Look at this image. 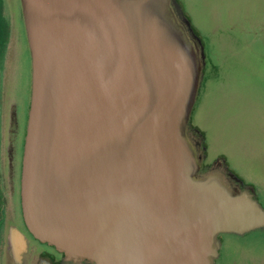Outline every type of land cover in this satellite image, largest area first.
Segmentation results:
<instances>
[{
    "label": "water",
    "instance_id": "water-1",
    "mask_svg": "<svg viewBox=\"0 0 264 264\" xmlns=\"http://www.w3.org/2000/svg\"><path fill=\"white\" fill-rule=\"evenodd\" d=\"M32 58L21 203L29 232L95 264H211L264 224L196 179L186 131L203 63L170 0H21ZM10 246L24 245L18 229Z\"/></svg>",
    "mask_w": 264,
    "mask_h": 264
},
{
    "label": "rangeland",
    "instance_id": "rangeland-1",
    "mask_svg": "<svg viewBox=\"0 0 264 264\" xmlns=\"http://www.w3.org/2000/svg\"><path fill=\"white\" fill-rule=\"evenodd\" d=\"M203 63L187 128L202 144L204 169L219 163L242 183H264V0H173ZM11 30L0 60V166L16 107L21 138L31 103L32 58L21 0H0ZM1 15V20L4 19ZM222 235V264H245L258 239Z\"/></svg>",
    "mask_w": 264,
    "mask_h": 264
},
{
    "label": "flooded vegetation",
    "instance_id": "flooded-vegetation-1",
    "mask_svg": "<svg viewBox=\"0 0 264 264\" xmlns=\"http://www.w3.org/2000/svg\"><path fill=\"white\" fill-rule=\"evenodd\" d=\"M175 8L176 7L173 3V0H170V12L173 20L178 27L182 28L183 26L181 25ZM10 30L11 27L9 25V34ZM262 31L264 35V21L262 25ZM184 33L189 43L195 44V41L190 37V35L187 34L186 31ZM27 124L24 135L21 138L20 125L18 122L16 107L14 106V112L11 119L10 135L6 150V164L4 168L0 166L1 182L7 201L5 217L0 225V264H95L89 258L68 256L63 252H60L51 244L42 243L29 232L25 224L21 203V179ZM186 136L192 146L199 164L196 179L201 180L210 176H217L221 180L223 186L229 192H245V194L252 201H255L264 211V183L258 186L246 183L244 184L230 175L219 163L212 164L204 169L202 144L197 140L196 137H189L187 135V131ZM12 229H18L21 232L24 237V245L18 243L14 247L10 246L9 234ZM225 234H234L243 237L245 236V239H258L257 241L262 247L261 253L257 257H252V255L248 254L245 259V264H264V224L245 233ZM222 235L224 234L221 233L215 238V254L212 258L211 264H222L221 259L223 257L221 250L224 246V239H222ZM232 264L239 263L233 260Z\"/></svg>",
    "mask_w": 264,
    "mask_h": 264
},
{
    "label": "trees",
    "instance_id": "trees-1",
    "mask_svg": "<svg viewBox=\"0 0 264 264\" xmlns=\"http://www.w3.org/2000/svg\"><path fill=\"white\" fill-rule=\"evenodd\" d=\"M2 11H0V14ZM2 17L4 19V22L1 20V15H0V60L2 59L9 40V25L7 20L4 18L3 13ZM1 171H0V225L2 220L5 217V212L7 210V201H6V196H5V191L1 182Z\"/></svg>",
    "mask_w": 264,
    "mask_h": 264
}]
</instances>
